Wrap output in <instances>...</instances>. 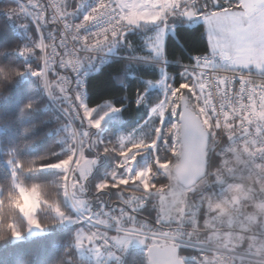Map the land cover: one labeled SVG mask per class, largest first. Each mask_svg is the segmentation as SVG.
<instances>
[{
	"label": "snow or ice",
	"instance_id": "obj_1",
	"mask_svg": "<svg viewBox=\"0 0 264 264\" xmlns=\"http://www.w3.org/2000/svg\"><path fill=\"white\" fill-rule=\"evenodd\" d=\"M81 3L76 0L68 11L67 0L47 5L27 0L6 10L35 23L38 39L19 53L36 54L42 66L0 67V78L14 80L31 72L50 96L67 102L65 111L72 119L85 125L78 128L71 120L64 125L67 152L55 162H44L47 156L10 161L14 187L24 172H60L54 183L34 185L38 193L48 186L54 189L55 200L45 201L53 219L45 223L25 214L26 225L11 227V238L22 239L26 232L45 231L52 224L77 223L86 227L77 231L75 247L84 249L87 242L97 258L107 253L119 261L120 254L138 242L145 247V264H264V83L256 84L244 74L255 69L264 80V0H97L76 23L73 17ZM173 16L205 22L207 54L185 66L181 83H171L167 76L159 81L163 99L140 129L115 140L100 139L92 129H100L105 117L121 108L110 105L100 113L89 107L83 83L58 69L70 68L78 75L130 28L161 23L166 31ZM93 23L96 30L87 31ZM159 39L152 42L156 52ZM219 72L241 74L220 77ZM216 96L219 102H214ZM113 153L119 156L116 166L90 198L89 177L98 157ZM145 153L151 163L138 168L137 158ZM245 175L255 182L251 198L238 183ZM112 189L119 204L109 207L103 197ZM94 200L98 207L92 206ZM64 201L77 215L65 211ZM219 202L228 205L223 214L214 210L221 207ZM149 206L156 212L153 224L137 218ZM183 249H193L195 255H185Z\"/></svg>",
	"mask_w": 264,
	"mask_h": 264
},
{
	"label": "trees",
	"instance_id": "obj_2",
	"mask_svg": "<svg viewBox=\"0 0 264 264\" xmlns=\"http://www.w3.org/2000/svg\"><path fill=\"white\" fill-rule=\"evenodd\" d=\"M67 2L68 11L76 6V0ZM20 5L18 0H0V67L24 70L26 65H32L38 70L42 64L36 54L25 57L19 53V49L30 47L31 42L38 39L36 25L29 18L10 16L6 11ZM169 19L173 29L166 34L162 56L148 53L140 39L141 31L129 29L126 36L111 47L123 57L105 63L87 78L84 102L89 107L100 110L108 103L121 108V111L110 113L103 121L107 141L140 129L148 119L152 106L163 97L165 91L160 86H149L151 81L159 80L165 73L169 82L181 83L182 65L192 63L196 53L206 52L207 30L203 21L193 22L183 16ZM140 95L144 97L142 103H138ZM57 103L58 97L52 99L43 82L31 72L11 82H4L3 92H0V188L6 189L13 184L10 161L30 162L47 156L48 160L44 162H55L66 154L62 133L69 119ZM29 104H32L31 108L27 107ZM77 122L85 127L80 120ZM92 131L98 134L96 129ZM99 157L100 161L89 177L90 198L95 194L96 184L108 177L109 170L119 159L116 153L101 154ZM137 159L141 165L151 163L148 153ZM59 175L60 172L55 169L24 172L20 180L28 185L52 184ZM116 191L112 189L110 193H105L103 199L108 205L119 204L114 195ZM92 203L99 205L95 200ZM63 207L70 214L76 213L68 201H64ZM155 216V210L149 206L137 218L153 224ZM52 219L53 214L40 218L45 223ZM20 223L24 227L26 218L21 217ZM77 228L76 224H52L40 234L29 236L26 232L22 239L10 238L0 243V264H92L77 253L74 244ZM183 252L192 255L194 250L183 249ZM120 257L119 261L110 259L107 264H145V247L133 242Z\"/></svg>",
	"mask_w": 264,
	"mask_h": 264
},
{
	"label": "clouds",
	"instance_id": "obj_3",
	"mask_svg": "<svg viewBox=\"0 0 264 264\" xmlns=\"http://www.w3.org/2000/svg\"><path fill=\"white\" fill-rule=\"evenodd\" d=\"M11 82L12 79L4 80L0 78V92H3L4 82ZM18 186L8 188H0V202L3 206L0 207V243H3L11 238V227L23 229V225L20 223L21 217H25V214H34L37 217L50 216L53 214L52 209L45 204V201L55 200V191L50 186L38 193L34 187L36 184L48 185L41 183H32L30 185L25 184L22 180H19ZM29 200L33 201L31 208H27L26 204ZM220 208L214 210L220 214H223V210L227 209L228 205L223 202Z\"/></svg>",
	"mask_w": 264,
	"mask_h": 264
},
{
	"label": "built area",
	"instance_id": "obj_4",
	"mask_svg": "<svg viewBox=\"0 0 264 264\" xmlns=\"http://www.w3.org/2000/svg\"><path fill=\"white\" fill-rule=\"evenodd\" d=\"M20 2V4L22 3H27V0H18ZM42 3H44L45 5L49 4V3H61L63 2V0H41ZM97 4V0H82V3L80 4L76 14L73 17V21L76 23H79L82 21L83 16L87 14V12L92 8L95 7ZM72 11V9L70 10ZM52 10L48 9V12L46 13L47 16L51 15ZM50 27L54 28V29H59L61 27V25H55L52 26L50 25ZM98 27L97 24L93 23L87 26V31H94L96 30V28ZM47 31L48 29H44L45 32V38L47 40ZM201 54H207L206 52L204 53H196L193 56V62H194V58L197 55H201ZM123 57L122 54H120L119 52L114 51L112 48L110 50H105V51H101L98 52L95 57L93 58L91 63H86L83 65V67L80 69L79 74H74L71 72V69H58V71H60L61 74L64 75H68L70 78H73L75 80L81 81L84 85V101L86 100L87 97V88H86V81L87 78L94 73L95 71L99 70L105 63L115 59V58H121ZM148 61L151 62H155L154 60L149 59ZM192 62V63H193ZM165 65L167 64L165 61L163 62ZM192 63L189 64H184L182 65L183 70H185V66L186 65H190ZM241 73L237 72V73H232V72H219L216 73L217 76L220 77H231L233 75H240ZM246 78L251 79L254 83L256 84H260V83H264V80H262L259 75L257 74V72L255 70L252 71V73L249 75L246 72L244 73ZM235 88H238L239 85L236 84L234 86ZM220 97L216 96L214 98V102H219ZM69 120H71V122L73 123V120L70 116H69ZM239 185L241 186L242 190L246 193H248L249 198H251L253 195H256V193L252 192L251 189L255 186V182L254 179L245 175L241 180L238 181ZM137 195H139V193H137ZM118 204H111L108 205L109 207H113V206H117ZM92 206L98 207L99 205H94V203H92ZM122 206V205H120ZM257 214H259V210H254ZM130 226V225H129ZM102 231L104 229H101ZM166 230V229H165ZM192 255H195V252H193ZM111 259V257H109L107 255V253H105L99 260V264H107V262Z\"/></svg>",
	"mask_w": 264,
	"mask_h": 264
},
{
	"label": "rangeland",
	"instance_id": "obj_5",
	"mask_svg": "<svg viewBox=\"0 0 264 264\" xmlns=\"http://www.w3.org/2000/svg\"><path fill=\"white\" fill-rule=\"evenodd\" d=\"M193 20V22H198V21H203L202 19H192ZM170 19H168V28H167V30L165 31V29H164V27H163V25L161 24V23H155V24H140V25H138V26H134V27H132V28H130V29H139L140 31H141V37H140V39H142L143 41L142 42H144L145 44H144V49L148 52V53H150L151 55H154V56H160L161 55V52H162V43H164V41H165V37H166V34L170 31V30H172L173 29V25H171L170 24ZM204 22V21H203ZM205 23V22H204ZM35 24V23H34ZM205 26H206V24H205ZM206 30H207V26H206ZM38 33H39V31H38ZM157 37H159L160 39H159V47H160V51L159 52H156V51H154L153 50V48H152V42H153V40L155 39V38H157ZM184 72V70L182 71V73ZM167 75L164 73V75H163V77H161L159 80H156V81H151L150 82V84H149V86H160V87H163L160 83H159V81H161L162 79H164L165 77H166ZM164 89V88H163ZM164 91V90H163ZM185 92V91H184ZM186 93V92H185ZM51 98L52 99H55L54 97H52L51 96ZM161 99H163V97L161 98ZM161 99H159L158 101H157V103L161 100ZM57 101V100H56ZM156 103V104H157ZM58 106L66 113V115H67V117H68V119H69V114L65 111V109H66V107H67V102L62 98V97H58ZM156 104H154L153 106H155ZM110 106V104H108V103H106V104H104V106L102 107V108H100V110H99V112L100 113H102L103 111H105L108 107ZM152 106V107H153ZM109 116V115H108ZM108 116H106V117H108ZM105 117V118H106ZM173 120L175 119V118H172ZM77 120H79V119H74L73 120V125H75L76 127H78L79 128V126L78 125H80V127H82L81 126V124H79V122H77ZM70 121V120H69ZM97 130V132H98V136L100 137V139H102V140H104V141H107V138H106V135H105V127H104V125H103V122H102V125H101V128L100 129H96ZM122 135H126V134H122ZM121 134H120V136H122ZM95 154H94V152H92V153H90V157L91 156H94ZM100 161V157H98V162ZM137 167L139 168V167H146L147 166V163L146 162H144L142 165L141 164H139V161H138V159H137ZM116 164L117 163H115L114 164V166H112L111 167V169L109 170V173L113 170V168L116 166ZM108 173V174H109ZM32 203H33V201H31V200H29V202L26 204V207L27 208H31V206H32ZM72 215H77V213H74V214H72ZM68 224H76V225H78V228H77V231L79 230V229H81V228H84V227H86L85 225H83V224H77V223H68ZM46 231V230H45ZM45 231H39V230H37V231H33L32 233H28V235L30 236V235H36V234H40V233H42V232H45ZM77 231H76V233H77ZM109 235H115L116 233L115 232H109L108 233ZM77 249V248H76ZM77 253H78V255L79 256H81V257H85V258H87V259H89L91 262H92V264H99V260H100V258H97V256H96V254L94 253V251L93 250H91V249H89V246L87 245V242H85V246H84V249H77ZM111 259H114V258H111ZM112 264H118V263H112Z\"/></svg>",
	"mask_w": 264,
	"mask_h": 264
},
{
	"label": "crops",
	"instance_id": "obj_6",
	"mask_svg": "<svg viewBox=\"0 0 264 264\" xmlns=\"http://www.w3.org/2000/svg\"><path fill=\"white\" fill-rule=\"evenodd\" d=\"M187 19V18H186ZM187 20H189V19H187ZM190 21V20H189ZM191 21H193V20H191ZM163 53H164V43H162V52H161V55L160 56H162L163 55ZM253 70H255V69H253ZM256 71V70H255Z\"/></svg>",
	"mask_w": 264,
	"mask_h": 264
}]
</instances>
